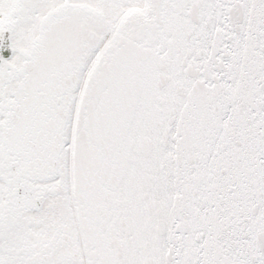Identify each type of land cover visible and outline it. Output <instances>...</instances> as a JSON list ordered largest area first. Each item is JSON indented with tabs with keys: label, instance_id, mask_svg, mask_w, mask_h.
<instances>
[{
	"label": "snow or ice",
	"instance_id": "1",
	"mask_svg": "<svg viewBox=\"0 0 264 264\" xmlns=\"http://www.w3.org/2000/svg\"><path fill=\"white\" fill-rule=\"evenodd\" d=\"M0 264H264V0H0Z\"/></svg>",
	"mask_w": 264,
	"mask_h": 264
},
{
	"label": "flooded vegetation",
	"instance_id": "2",
	"mask_svg": "<svg viewBox=\"0 0 264 264\" xmlns=\"http://www.w3.org/2000/svg\"><path fill=\"white\" fill-rule=\"evenodd\" d=\"M8 54H11V53H10V51H9V53H8ZM5 58H6V57H5Z\"/></svg>",
	"mask_w": 264,
	"mask_h": 264
},
{
	"label": "water",
	"instance_id": "3",
	"mask_svg": "<svg viewBox=\"0 0 264 264\" xmlns=\"http://www.w3.org/2000/svg\"><path fill=\"white\" fill-rule=\"evenodd\" d=\"M8 57V56H7Z\"/></svg>",
	"mask_w": 264,
	"mask_h": 264
}]
</instances>
